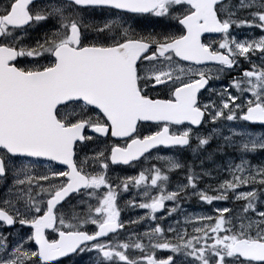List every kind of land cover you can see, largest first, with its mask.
I'll list each match as a JSON object with an SVG mask.
<instances>
[{
  "label": "snow or ice",
  "instance_id": "6c2138e0",
  "mask_svg": "<svg viewBox=\"0 0 264 264\" xmlns=\"http://www.w3.org/2000/svg\"><path fill=\"white\" fill-rule=\"evenodd\" d=\"M0 264H264V0H0Z\"/></svg>",
  "mask_w": 264,
  "mask_h": 264
},
{
  "label": "flooded vegetation",
  "instance_id": "af4514ba",
  "mask_svg": "<svg viewBox=\"0 0 264 264\" xmlns=\"http://www.w3.org/2000/svg\"><path fill=\"white\" fill-rule=\"evenodd\" d=\"M154 27H157V26H154L153 24H151L149 21L145 20L143 21L141 24H138L136 25V28L138 31H142L144 33H147L149 31H152ZM259 30H256V32L258 33ZM248 32L247 29H237L236 30V33L239 35V36H244L246 35ZM217 34H204L203 36V39L205 40V42H208L210 40V38H213L215 37ZM245 67H247V65H245ZM221 83H226V81H218V82H214V85L216 87H219L221 85ZM144 131L147 133L148 129L145 128ZM105 138L101 137L100 140L101 141H104ZM115 138H110L106 141V144L108 146L111 145V143L113 142ZM98 147L100 148H103L105 147V144H99ZM160 154H165V155H172V153L168 150H162V152ZM156 153H153V156H155ZM183 158L188 161V162H191V155L189 153H184L183 154ZM258 158L260 157H257L256 160H258ZM254 160V161H256ZM152 163H155V160H150L149 162L147 163H141L140 165L138 166H132V167H129V166H123V167H126L127 170H126V173L128 174V176H132V175H137L139 173V171L142 169V168H146V167H150ZM197 164L199 163V161L196 162ZM255 163V162H254ZM109 165L111 166L110 164V161H109ZM113 167H122L121 165H115ZM197 201L193 200L191 204H185V207L188 209L189 212H197V209H193V206L192 204L195 203ZM167 203V202H166ZM213 203L215 204H219V206L221 207L222 205H225V204H229V203H226V202H222V201H214ZM201 207H205V210H207L208 208L210 209L211 208V205H201ZM211 211V210H209ZM212 213V212H211ZM19 227V226H17ZM140 230H144L143 228H141ZM15 231V229H14Z\"/></svg>",
  "mask_w": 264,
  "mask_h": 264
},
{
  "label": "rangeland",
  "instance_id": "374dc122",
  "mask_svg": "<svg viewBox=\"0 0 264 264\" xmlns=\"http://www.w3.org/2000/svg\"><path fill=\"white\" fill-rule=\"evenodd\" d=\"M258 159H260V158H258ZM253 162H256V161H253ZM157 166H159V165H157ZM108 174H109L110 178H113V179L116 176H128L126 171L121 170L119 168L110 167V166H109ZM181 175H182L181 173L172 174L171 180H172V185L173 186L175 185V182L177 181V179L181 178ZM130 195H131L130 193H122L123 198L120 199V201H119L121 208H123L125 200L129 199ZM200 204L201 203H197V202L192 204L193 209H197L196 213H209V214H211V212L213 211V208L219 206V204L213 203V205H211L210 209L208 208L207 210H205V207H201ZM201 205L205 206L207 204H201ZM224 206H227V207H233V206L239 207V205H233L232 203L222 205L221 207H224ZM209 210H211V211H209ZM143 212H144V210H139V209H137V210H127V209H125L124 211H122V216L125 219H128L129 217H133L134 218L137 214L142 215ZM140 231H143V230H140Z\"/></svg>",
  "mask_w": 264,
  "mask_h": 264
}]
</instances>
